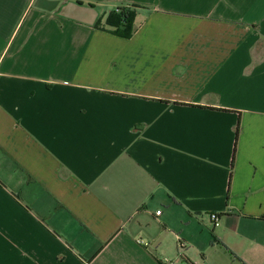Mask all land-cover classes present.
Returning a JSON list of instances; mask_svg holds the SVG:
<instances>
[{"label": "crops", "instance_id": "crops-1", "mask_svg": "<svg viewBox=\"0 0 264 264\" xmlns=\"http://www.w3.org/2000/svg\"><path fill=\"white\" fill-rule=\"evenodd\" d=\"M0 264H264V0H0Z\"/></svg>", "mask_w": 264, "mask_h": 264}, {"label": "trees", "instance_id": "trees-1", "mask_svg": "<svg viewBox=\"0 0 264 264\" xmlns=\"http://www.w3.org/2000/svg\"><path fill=\"white\" fill-rule=\"evenodd\" d=\"M139 5H127L119 6L111 10L106 18V24L109 27V30L116 35L125 38H131L136 31V16ZM97 27H100V20L96 23ZM240 131V123L237 124L235 133L236 141L238 139Z\"/></svg>", "mask_w": 264, "mask_h": 264}, {"label": "built area", "instance_id": "built-area-1", "mask_svg": "<svg viewBox=\"0 0 264 264\" xmlns=\"http://www.w3.org/2000/svg\"><path fill=\"white\" fill-rule=\"evenodd\" d=\"M161 213V209L157 211V214ZM210 220L214 227H217L220 225V215L217 212L210 213Z\"/></svg>", "mask_w": 264, "mask_h": 264}, {"label": "rangeland", "instance_id": "rangeland-1", "mask_svg": "<svg viewBox=\"0 0 264 264\" xmlns=\"http://www.w3.org/2000/svg\"><path fill=\"white\" fill-rule=\"evenodd\" d=\"M92 13V10L90 9H77L76 11H73V15L74 16H80L81 18H88V16H90Z\"/></svg>", "mask_w": 264, "mask_h": 264}]
</instances>
